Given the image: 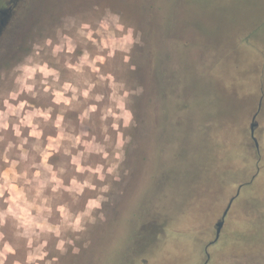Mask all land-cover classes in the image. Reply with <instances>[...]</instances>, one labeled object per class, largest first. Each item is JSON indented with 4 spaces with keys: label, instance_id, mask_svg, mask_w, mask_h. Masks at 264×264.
Returning a JSON list of instances; mask_svg holds the SVG:
<instances>
[{
    "label": "rangeland",
    "instance_id": "374dc122",
    "mask_svg": "<svg viewBox=\"0 0 264 264\" xmlns=\"http://www.w3.org/2000/svg\"><path fill=\"white\" fill-rule=\"evenodd\" d=\"M21 14L0 66V264H264V0ZM32 106L60 115L43 174Z\"/></svg>",
    "mask_w": 264,
    "mask_h": 264
},
{
    "label": "crops",
    "instance_id": "0c3cea01",
    "mask_svg": "<svg viewBox=\"0 0 264 264\" xmlns=\"http://www.w3.org/2000/svg\"><path fill=\"white\" fill-rule=\"evenodd\" d=\"M64 84V81H62ZM54 91L52 94V101L54 104L59 103V98H61V94H64V91L60 87L54 88ZM56 93V96L54 95ZM26 111H28V114L21 116V121L29 120L30 123L26 129V135L24 136L25 139H32L34 143H41L39 152H38V158H36V167L33 169H30L29 173H38L43 174L44 171L47 169V165H49L48 162V156L49 153H52L51 151L54 150L57 145L61 142L60 140V123H59V113H55V116L52 117L51 114L48 115V117H45L42 113L43 110H41V113H38L39 107H28L25 108ZM47 120L53 121V132H45L44 127L40 126L39 123H44ZM51 139V140H50ZM24 149L20 151L21 153H24ZM29 151V150H28ZM11 161H17L16 159H13ZM18 173V169L15 165H12L10 163L8 166L3 168L2 173ZM16 185L17 184H12Z\"/></svg>",
    "mask_w": 264,
    "mask_h": 264
},
{
    "label": "flooded vegetation",
    "instance_id": "af4514ba",
    "mask_svg": "<svg viewBox=\"0 0 264 264\" xmlns=\"http://www.w3.org/2000/svg\"><path fill=\"white\" fill-rule=\"evenodd\" d=\"M27 1L0 0V66L8 61L17 49L15 39L20 33L21 13Z\"/></svg>",
    "mask_w": 264,
    "mask_h": 264
},
{
    "label": "water",
    "instance_id": "95a60500",
    "mask_svg": "<svg viewBox=\"0 0 264 264\" xmlns=\"http://www.w3.org/2000/svg\"><path fill=\"white\" fill-rule=\"evenodd\" d=\"M253 125H254V124L252 123L251 126H250V135H251V138L254 140L255 145L257 146L256 139H255V137H254V135H253ZM240 187H241V185H239V186L237 187L235 195L232 196V197L228 200V202H227V204H226V207H225L224 210H223V213H222V215H221L220 220H218V221L215 223V236H214L212 242H214V241L217 240L218 235H219V232H220L221 227H222L223 222H224V217H225L227 211L229 210V208H230V206H231V202L233 201L234 197L238 194Z\"/></svg>",
    "mask_w": 264,
    "mask_h": 264
}]
</instances>
